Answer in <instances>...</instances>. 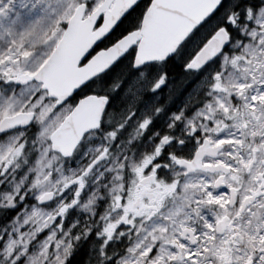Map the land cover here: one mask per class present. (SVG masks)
I'll return each instance as SVG.
<instances>
[{
  "label": "snow or ice",
  "instance_id": "1",
  "mask_svg": "<svg viewBox=\"0 0 264 264\" xmlns=\"http://www.w3.org/2000/svg\"><path fill=\"white\" fill-rule=\"evenodd\" d=\"M29 3L27 26L12 41L14 47L0 53V77L22 86L18 102L10 100L0 108V141L10 130L20 132L16 143H9L0 152V169L6 171L27 148L26 141L19 142L24 135L22 130L34 125L33 142L41 143L43 152L33 161L36 171L32 186L50 182L53 187L60 185L61 192L71 191L73 198L70 203L60 204L55 214L49 213L45 223L21 235L36 240L39 234H44L49 223L58 221L59 216L79 202L87 178L108 159L117 130L103 129L105 115L109 120L113 115L107 106L111 94L130 72L135 74L124 91L125 98L130 99L116 128L134 121L133 133L140 137L151 131L154 118L166 106L150 104L140 117L135 115V106L144 99V93H158L167 84V72L156 66L178 57L183 60L185 72L195 75L219 57L221 70L215 71L211 79L202 78L194 90L207 89L202 106L189 114L190 95L181 108L170 114L165 131H151L149 149L139 160L129 165L124 157L125 163L120 167L129 169L134 179L110 190V207L115 217L101 215L103 223L87 231L89 238H102L97 253L99 264H209V253L219 258L217 264H232L230 245L245 241L244 255L236 258L240 264H264V216L249 208L256 207L254 202L264 201V167H261L264 165V0L176 3L167 33L155 47L149 46L150 34L153 17L163 8L161 0H126L115 13L107 0H21V9L28 10ZM15 6L13 0H0V19L9 20L13 26L23 24L25 19L23 11L12 18L10 9ZM81 9V19L87 18L93 33L106 18L110 27L74 55L66 56L70 20ZM117 30L115 40L95 50L94 45L99 47L97 42L116 34ZM234 31L244 33L235 43ZM229 45L238 54L229 51ZM61 64L66 70L78 73L71 84L62 85L57 80V68ZM240 66H243V78L235 75L234 70ZM177 128L180 135H176ZM229 128L236 131L226 132ZM97 131H104L106 143L95 149L86 164L78 162V167L68 169L67 173L60 168L48 170L54 168L53 161L59 163L72 157L81 142ZM189 142L191 147L184 154L179 149ZM218 156L223 159H213ZM46 157L49 159L44 163ZM165 167L173 170L168 179L160 175ZM245 171L250 186L237 199L240 174ZM194 173L214 175L204 177ZM12 191L4 193L9 204L15 200ZM15 193L24 199L19 188ZM35 198L46 204L54 198V193L41 190ZM169 198L176 202L175 210L163 216L164 222L149 226L148 222L160 214ZM260 206L264 207V203ZM204 207L220 210L214 217L215 223L201 215ZM246 209L258 223L251 231L233 228L236 218ZM192 214L202 222V237L187 223ZM37 215L40 213L34 209L30 215L17 217L22 220L21 229ZM125 225L136 232V239H131L130 231L124 254L114 259L116 254H109L108 248L115 234L124 235L120 229ZM217 232L225 236L219 244L215 243ZM55 235L52 231L43 242L41 264H71L74 245L69 242L61 248V240L52 242ZM201 238L212 246L199 244ZM190 244L199 245L195 252ZM18 245L20 242L12 238H0V250L5 253L0 259L5 264H29L31 241L25 239L22 246Z\"/></svg>",
  "mask_w": 264,
  "mask_h": 264
},
{
  "label": "rangeland",
  "instance_id": "2",
  "mask_svg": "<svg viewBox=\"0 0 264 264\" xmlns=\"http://www.w3.org/2000/svg\"><path fill=\"white\" fill-rule=\"evenodd\" d=\"M14 4L16 5L15 7L12 8V18L14 19L16 14L18 12L23 11V14L25 16L24 23L23 24H17L15 26L10 24V21H8L6 24L0 25V47L6 50L7 48H12L14 47L12 41L18 39V33L23 30V27L27 26V23L29 22V16L30 12L29 10L31 9V3L28 4V10H22L20 5H21V0H13ZM24 2H27V0H24ZM34 15V14H33ZM2 21H0V24ZM2 34V36H1ZM236 37L238 39H235L236 41H239L243 38L244 33L241 32H236L235 33ZM11 44H10V43ZM234 42V43H235ZM5 43H7V46L5 47ZM234 54H238L235 49H230ZM1 53V52H0ZM36 54L39 55V49H37ZM177 62H182L183 60L181 58H178L176 60ZM220 65L219 69L222 63V60L220 59ZM221 70V69H220ZM240 70L243 71V66H240ZM214 74V73H213ZM238 77V75L236 76ZM177 78V77H176ZM211 79V78H210ZM184 81V79L182 80ZM126 99V98H125ZM128 101H126L127 104ZM127 108V106H126ZM126 110V109H125ZM119 119V118H118ZM235 128H229L226 130V132H235ZM97 138V136H92L88 142L84 145L80 153L70 162L66 161H60L57 163L56 161H53L54 168L48 169V170H55V168H60L63 170V172L67 173L68 169H76L78 167V162L80 165L86 164L87 162H82L81 160L86 158L88 161V158L93 154L95 149L101 144H104L102 141H98L94 144V140ZM135 141V140H133ZM39 143V142H38ZM41 145V143H39ZM6 150V147L3 149H0V152H3ZM43 150L40 151L39 155L42 154ZM115 153V152H114ZM116 156L115 154H112V157H110L105 163L96 170V172L92 175L89 176L88 182L86 189L81 196L77 205L75 206L76 208V214L80 215L82 217H92L95 216L96 214V205L99 200L101 199H109L110 196L112 195V191L115 189L117 185L120 183L128 182L131 183V181L134 179V177L131 175V172L129 169L121 168L120 165L122 162L118 161L119 160V155L123 154V150L117 149L116 151ZM20 157V156H19ZM37 156L33 157V160L31 161V164L29 165V177L28 176H23L21 180L16 179L17 181H11L6 184V189L4 191L1 190L0 192V209L3 211H6V213H11L14 212L15 210H18L16 216L10 221L8 229L5 231L3 229V232L1 234L4 240H8L9 238H12L14 240H17L20 242V245L22 246L23 241L25 239H28L31 241L33 245V251L31 254V259L29 260V264H41L42 257L40 255V249L43 247V242L45 241L46 236H50L51 232H55V237L53 238V243L55 240H61L63 243L61 244V248H63L67 243H71L72 245L75 246V244L78 243L79 239H76L78 235V228L80 227L79 221L75 219L74 214L72 211L69 212L65 216V221L60 220L56 222H52L48 224V229L45 230L44 234H39L38 239L32 240L31 236H23L21 233H28L31 230H34L36 227L39 225L43 224L46 222L48 214L53 213L58 210L60 204L64 203V199L66 196H63L61 193H59V198H57L56 201L52 202L48 206H40L39 201L35 198L37 192L44 190V191H51V190H58L60 185H57L56 187H53L52 183L50 182H45L44 185L42 186H35L33 187V180H34V173L36 171L35 165L33 164V161L36 159ZM47 159L49 157H46L44 160V163H47ZM134 163V161L130 162V165ZM14 169L21 168V165L19 163V159L17 162L14 163L12 166ZM109 169L111 171H109ZM14 170L10 168L8 171H5L4 169H0V177L1 178H7L11 176V173H13ZM101 173L103 175L101 176ZM199 175V173L195 174L194 176ZM13 176H15L13 174ZM201 176V175H199ZM117 177H122V179H117ZM1 188V187H0ZM19 188L20 189V196H23L24 199H20L19 196H16L15 189ZM12 189V195L15 197L14 203L9 204L7 196L4 194L5 191ZM71 198L68 199V203L71 202V199L73 198L72 195H70ZM91 199V202H89ZM171 200L169 198L166 202L168 203ZM261 202H258L256 204V207H254L253 211L257 212L259 215L264 216V207H261ZM23 205V206H21ZM20 206V207H19ZM38 210L40 215L37 216H32V219L29 221L28 226L26 228L21 229L20 225L22 223V220H18L17 217H23L25 213L31 214L33 210ZM220 210H215L214 208H208L204 207L201 209V215L206 217L205 213L207 212L208 215H210V219H214L215 215L217 212ZM170 211H168L169 213ZM160 217V220H155V224H159L164 222ZM112 218V217H111ZM180 218H183L182 216ZM252 221V223H249V221ZM160 221V222H159ZM215 221V220H214ZM159 222V223H158ZM192 227L197 229V233L199 236L202 237V222L200 219L196 217L195 214H192L191 219L187 221ZM258 223V221L251 216V213H249L246 218L237 221L234 225V228L239 227L243 231H251L255 224ZM151 226V225H149ZM50 230V231H49ZM89 233L88 231H86ZM136 234V232H135ZM45 238H44V236ZM42 236L44 240L42 239ZM80 237V236H79ZM225 236H217L215 239V243L219 244L221 239H224ZM43 240V242H42ZM128 238L126 237V240L122 241L120 240V244L122 245L120 247L119 243L117 242L116 236L113 237V240L111 241V247L108 248V252L110 254L115 253L116 256L114 259L119 258L120 255L124 254L125 249L127 248L129 242H127ZM245 242H241L239 244H234L230 245L232 249V264H240V261L236 259L237 257H242L244 255V247H245ZM199 244L206 245L208 247H211L212 245L208 244V241L201 238ZM199 245H192L190 244L191 250L196 249ZM74 249V247H73ZM72 249V251H73ZM5 253L0 250V257L4 256ZM208 258L209 260H213L214 264H217L218 262V257H213L211 254H209ZM0 264H5L3 259H0ZM46 264V262H45ZM99 264V261L98 263Z\"/></svg>",
  "mask_w": 264,
  "mask_h": 264
},
{
  "label": "flooded vegetation",
  "instance_id": "3",
  "mask_svg": "<svg viewBox=\"0 0 264 264\" xmlns=\"http://www.w3.org/2000/svg\"><path fill=\"white\" fill-rule=\"evenodd\" d=\"M0 21L6 22V21H9V20L0 19ZM4 46L6 47L7 43H5ZM6 51H8V48L6 50H4L3 48L0 47V52L1 53L6 52ZM21 89H22L21 85H17L14 82L9 83V82L3 80L2 77H0V108H3L5 106V104L8 101H10V100L18 102V99L21 97ZM191 103H192V100H191ZM112 114L113 115L111 116V120H109V117H108V121H107V125H108V130L109 131L117 129L116 128V124H117V121L119 120L118 118H119L121 113H112ZM139 114H141V113H139ZM170 114L171 113H161L159 116H156L154 118V120H153L152 125L150 126L151 131H156V130L165 131L166 130L165 125H166V122H167L168 117L170 116ZM135 115L138 116L137 113H135ZM131 125H132V122H129L127 125H125L123 128L120 129V131L123 132L122 134L126 133V134L122 135V149L125 148V154L124 155L126 157H130L133 154L131 152V149L137 150L138 151V155L141 157L149 149L151 141L148 140V137H149V135H151V131H147V133L142 135V137L140 138L139 141L130 142L131 135L129 134V132L131 130H133V128H134V127H131ZM103 129H104V126H103ZM35 130L36 129H35L34 125L30 129H23L22 130L24 132V135L20 138L19 142L23 143V142L26 141L27 148L23 151V153L20 155V157H18L16 160L13 161L12 165L7 167L6 171H8L10 168H12V170H14V172L11 173V176L7 177V178H4V179L0 177V187H1L0 188V192H1V190L4 191L6 189L5 187H6L7 183H9L11 181H17L16 179L21 180L23 176H28L29 177V171L28 170H29V165L31 164V161L33 160V157L34 156H38L40 151L43 150V145L42 144L40 145L38 142H35V143L33 142ZM103 132L104 131H97L94 134L95 136L98 135V139L100 141H102V142L104 141V139H103V137L101 135ZM19 135H20V132L18 130H15V129L10 130L7 133V135L5 136L4 140L0 141V149L4 150V147H7V145L9 143L15 144L16 143V139L15 138L17 136H19ZM176 135H180L179 128H177V130H176ZM248 139L251 140V137H249ZM191 143L192 142H189L187 145L181 147L179 150L181 152H183L184 154H187L188 151H189V148L191 147ZM110 151H111V149H110ZM111 155H112V151L109 154L108 159L111 157ZM18 159H19V163L21 165V168L14 169L12 166L14 165L15 162L18 161ZM216 159H218V158H216ZM81 161L82 162H87V159L84 158ZM161 163L162 164H166L167 161H161ZM261 167H264V165H261ZM180 170L181 169H176V171H180ZM13 174L15 176H13ZM160 175H161L162 179H168V178H170L173 175V170L168 168V167H165ZM212 175H214V174H212ZM88 178H87V182H88ZM239 185L240 186H239V191L237 193V199H239L240 196L246 194L245 193V188L250 186V179H242L241 183ZM85 189H86V187L83 189L81 196L83 195ZM62 195H72L73 196L72 192H62ZM57 196H59V195H57ZM81 196H80V198H81ZM256 203H258V202H255V204ZM263 203H264V201H263ZM73 208H76V207L74 206ZM209 208H211V207H209ZM249 208L251 209V211H253V209H254L252 206H250ZM163 209L167 210V209H170V207L169 208L162 207L161 210H160V214H158L157 216H154L152 218V220L148 222L149 225L155 223V220H160V217L162 216V214L167 213L166 210L164 211ZM214 209L215 210H219V209H216V208H214ZM68 210H72V207H70ZM16 211L17 210H15L14 212H16ZM75 211L76 210L73 211V214H76ZM108 211H110V210H108L106 208H102V211H99V209H98V211H96V213H99L100 215H98V214L95 215V219H94V222H93L94 224L92 226V230H95L97 223H102L103 222L100 219L101 215H109V214H111L110 218L111 217H115V213L112 212V209H111V212H108ZM251 211H249L247 209L246 211L241 213V215L238 216L236 218V220L237 219H241L242 217H244L247 214L251 213ZM207 219L210 222L215 223V222L211 221V219L209 218L208 215H207ZM120 231H122L124 233L123 236H120L118 233L114 235V236H116L118 242L120 240H122V241L126 240V236L125 235H129L130 231H131V239L132 240L136 239L135 231L131 230V226L125 225V226H123L120 229ZM216 235L220 236V235H218V233H216ZM43 236H42V239L44 240L45 236H44V238H43ZM89 236H90V233H88V238L86 239L85 244H88V252L93 254L95 252V248H94L93 244L96 243V242L98 244H100L102 238H100V237L89 238ZM43 240H42V242H43ZM127 242H129V238H128Z\"/></svg>",
  "mask_w": 264,
  "mask_h": 264
},
{
  "label": "water",
  "instance_id": "4",
  "mask_svg": "<svg viewBox=\"0 0 264 264\" xmlns=\"http://www.w3.org/2000/svg\"><path fill=\"white\" fill-rule=\"evenodd\" d=\"M114 1L115 7L112 10L113 13L118 10V7L121 4L126 2V0H107V2L110 4H112ZM191 2H194V0H161L163 8L153 17L152 20V30L150 34L151 39L149 42L150 47H155L163 41L169 28L170 22L174 18V14L171 10L175 6V4ZM165 9H167V11ZM82 15L83 10L81 9V12L75 15L70 21V31L65 44L66 56L74 55L78 50L87 46L90 40L103 35L110 27L108 19L106 18L101 27L97 29L95 33H93L91 31L90 24L87 23V19H81ZM92 23H94V21H92ZM97 43L100 44L101 42ZM95 47L96 46L94 45V48ZM77 76L78 73L66 70L63 64H61L57 68L56 78L62 85L71 84L77 78Z\"/></svg>",
  "mask_w": 264,
  "mask_h": 264
},
{
  "label": "trees",
  "instance_id": "5",
  "mask_svg": "<svg viewBox=\"0 0 264 264\" xmlns=\"http://www.w3.org/2000/svg\"><path fill=\"white\" fill-rule=\"evenodd\" d=\"M118 32L111 37V39L109 41L110 43L113 40H115L116 35L118 34ZM109 42H107V44ZM168 66H169V68L176 69V66L172 62ZM175 76L177 77V85H176V93H177L178 88L181 86L182 79L180 78V76L178 74L175 75ZM89 258H90V255L88 253V246H85L83 249H80L77 252H75L74 256L71 257V264H87L89 262Z\"/></svg>",
  "mask_w": 264,
  "mask_h": 264
},
{
  "label": "bare ground",
  "instance_id": "6",
  "mask_svg": "<svg viewBox=\"0 0 264 264\" xmlns=\"http://www.w3.org/2000/svg\"><path fill=\"white\" fill-rule=\"evenodd\" d=\"M1 36H2V34H1Z\"/></svg>",
  "mask_w": 264,
  "mask_h": 264
}]
</instances>
